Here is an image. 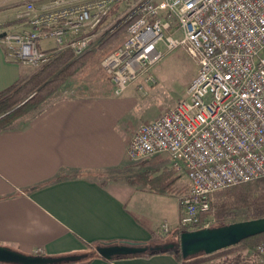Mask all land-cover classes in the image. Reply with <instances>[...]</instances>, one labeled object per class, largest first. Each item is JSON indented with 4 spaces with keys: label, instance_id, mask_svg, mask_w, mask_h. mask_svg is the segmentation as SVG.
<instances>
[{
    "label": "built area",
    "instance_id": "1",
    "mask_svg": "<svg viewBox=\"0 0 264 264\" xmlns=\"http://www.w3.org/2000/svg\"><path fill=\"white\" fill-rule=\"evenodd\" d=\"M15 1V18L29 28L6 32L1 43L21 64L38 65L53 54L49 49L78 57L124 22L122 41L100 60L115 96L132 84L140 91L153 84L151 68L170 51L182 48L196 63L186 98L140 123L126 147L133 161L164 154L187 177L178 227H210L212 219L202 214L214 192L264 177V0H97L91 9L56 16L52 9L87 0ZM178 32L180 39L173 36ZM42 39L54 46L40 49ZM168 230L162 222L159 231ZM254 252L264 264V239Z\"/></svg>",
    "mask_w": 264,
    "mask_h": 264
},
{
    "label": "crops",
    "instance_id": "2",
    "mask_svg": "<svg viewBox=\"0 0 264 264\" xmlns=\"http://www.w3.org/2000/svg\"><path fill=\"white\" fill-rule=\"evenodd\" d=\"M19 8L15 0H0V91L21 73V63L1 43L3 32L29 28L15 18ZM130 86L120 96L114 95L113 85L104 91L77 89L70 96H55L42 110L0 130L1 246L25 254L40 248L45 256H81L56 264H181L167 251L113 260L96 253L84 259L94 243H149L166 221L152 214L150 196H178L134 183L135 175L125 172L137 162L126 155L136 129L126 122L136 102L137 88ZM151 158L136 166L145 165L139 172L168 168L180 175L166 155ZM178 217L179 209L169 225L176 226Z\"/></svg>",
    "mask_w": 264,
    "mask_h": 264
},
{
    "label": "trees",
    "instance_id": "3",
    "mask_svg": "<svg viewBox=\"0 0 264 264\" xmlns=\"http://www.w3.org/2000/svg\"><path fill=\"white\" fill-rule=\"evenodd\" d=\"M117 10L118 4L112 7L108 17L116 14ZM127 25L128 22L122 23L98 45L78 57H74L72 52L68 49L60 51L49 49L47 52H53V54L39 66L33 67L28 74L26 67L21 64L19 79L0 91V130L12 127L15 121L29 113L42 110L50 99L57 94V91L82 69L84 62L93 51L103 48L110 41L120 36L124 37ZM183 56L189 59L187 54L183 53ZM30 95L32 96L29 97ZM27 97L29 98L24 101ZM22 101L24 102L22 103ZM146 161L148 160H144L143 163ZM179 178L180 175H175L173 171L168 168H163L159 172L155 169H147L137 173L133 182L144 185L159 193L179 194L182 190V188L177 187V180ZM207 215H211L214 218L215 222L211 227L264 217V177L222 188L214 192L213 198L210 201V209L203 213L202 217H206ZM185 230L187 229L178 226L171 230V236L175 238V242L166 241L170 231L167 233L153 232L149 243L133 242L138 245L148 246L173 243L174 245L171 248L157 251L148 250L141 254L116 257L113 259L124 257H148L167 251L180 261L181 264H258L256 254L255 258L251 261L243 259L244 257H242L240 253H236L233 256L229 254L244 250L254 252L256 244L264 239V232L244 238L235 245L222 248L210 254L198 253L183 258L178 242L180 233ZM125 242L128 241L94 243L93 245H89V249L95 251L97 245ZM222 255L228 257H225L221 263L214 261L217 257Z\"/></svg>",
    "mask_w": 264,
    "mask_h": 264
},
{
    "label": "rangeland",
    "instance_id": "4",
    "mask_svg": "<svg viewBox=\"0 0 264 264\" xmlns=\"http://www.w3.org/2000/svg\"><path fill=\"white\" fill-rule=\"evenodd\" d=\"M110 3L111 1L107 4L109 5ZM94 6H97V0H87L78 4H69L54 8L51 10V13L53 14V16L61 14L71 15L76 12L80 7H87L88 9H91ZM168 34L169 32L164 31V35ZM173 36L180 39L182 37V33L178 32L173 34ZM122 39L123 36H120L119 38L110 41L103 48L96 49L95 51H93L89 58H87L84 62L82 69L78 71L73 76V78H70L64 84V86H62L57 91V94L55 96H70L74 93L73 90L76 91L77 89H87V91H89L90 89L92 90L95 88V92H98V89L101 91H104L105 88L111 89L113 83L111 82L109 76L104 72V70L100 66V60L108 51L112 50L115 46H117L122 41ZM37 44L40 48H48L54 45V40L42 39L39 40ZM160 46L162 47L163 45L160 44ZM183 53H185L184 50L182 48H178L165 54L164 57L150 70V72L155 78V82L150 86L148 84H145V88L143 89L144 92L143 90L140 91L138 89L136 90V93L133 91V98L136 99V102L133 103V105L127 112L126 122L128 121V126L134 125L135 129L136 125L140 122L142 123L146 118H150V120L154 119L167 108L174 106L177 102L186 98L185 89L190 80L194 77L197 71V65L190 57L188 59L186 58V56H183ZM41 63H39L38 65L23 64V66L26 67L28 74V72L32 70L33 67H37ZM134 85L135 84H132L130 87L135 88ZM55 96H53V98ZM32 113H29L25 116L31 115ZM158 158L161 159L162 162H164V158ZM151 159H153V157ZM143 161L144 160L135 162L136 166L142 163ZM160 165L162 164L159 163V166ZM136 166L128 165L127 167H125V172H128V174L131 175H136L140 170L145 168V165L142 166V168H138ZM154 166L156 165H152L150 167L153 168ZM176 174H180V178L177 180V187L182 188L178 196L158 194L159 196L151 195V198L149 200L152 214L161 219L165 218L166 221L162 222H166L168 225L169 223L174 222L177 219L179 209L178 198L188 189V183L186 181L187 177L182 173ZM212 198L213 194L211 196V200ZM207 217H210L212 219V224L215 222L213 216L207 215L205 218ZM177 226L178 222L176 226L169 225L168 231L170 232L167 235L166 241L175 242V238L171 236V230ZM236 253H240L242 257H244L243 259H246L248 261H251L253 260V258H255V252H252L250 250L233 252L229 255L233 256ZM95 254V251L89 249L86 253H84V259L91 258L92 256H95ZM225 257L228 256L222 255L220 257H217L214 261L221 263L223 262Z\"/></svg>",
    "mask_w": 264,
    "mask_h": 264
},
{
    "label": "water",
    "instance_id": "5",
    "mask_svg": "<svg viewBox=\"0 0 264 264\" xmlns=\"http://www.w3.org/2000/svg\"><path fill=\"white\" fill-rule=\"evenodd\" d=\"M5 33L3 32L1 37ZM263 232L264 217L233 222L221 226L185 230L180 233L178 243L182 257L186 258L198 253L210 254L222 248L235 245L244 238ZM173 245V243H168L148 246L125 242L97 245L95 251L100 257L110 260L116 257L141 254L148 250H164L173 247ZM80 258L81 256L74 255L52 257L38 254H25L0 245V262L14 264H56Z\"/></svg>",
    "mask_w": 264,
    "mask_h": 264
}]
</instances>
